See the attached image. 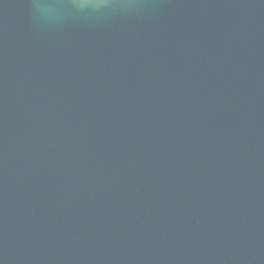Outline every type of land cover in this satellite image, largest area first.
I'll list each match as a JSON object with an SVG mask.
<instances>
[{
	"label": "water",
	"instance_id": "95a60500",
	"mask_svg": "<svg viewBox=\"0 0 264 264\" xmlns=\"http://www.w3.org/2000/svg\"><path fill=\"white\" fill-rule=\"evenodd\" d=\"M0 264H264V0H0Z\"/></svg>",
	"mask_w": 264,
	"mask_h": 264
}]
</instances>
